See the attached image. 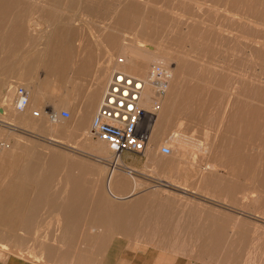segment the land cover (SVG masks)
Listing matches in <instances>:
<instances>
[{"label": "rangeland", "instance_id": "1", "mask_svg": "<svg viewBox=\"0 0 264 264\" xmlns=\"http://www.w3.org/2000/svg\"><path fill=\"white\" fill-rule=\"evenodd\" d=\"M86 1L87 0H0L1 14L5 13L8 16H22V22L25 26L28 19L34 20L35 22L41 24L40 28L37 29L30 26L31 28L26 31V34L21 35L23 36L22 38L24 47L21 46L14 49H7L2 47L0 48V102H3L2 104L0 103V106L3 105L2 107L6 109L7 107H9L7 109V114L9 113V115L15 113L14 106H12L15 102V96H12L13 98L11 97L14 102L11 99L9 100L8 97H5L8 100H5L4 98L5 93L9 96V93L12 92L11 91L7 93L8 87L11 85L12 87H15V90L18 87H21L24 90L26 87H31V89H33V93H30L29 95L30 101L28 99L29 117L31 111L40 112V108L41 110L44 109V111L48 112L49 109L45 108V106L48 104L53 105L57 102L64 104L62 105L64 107L61 106V108L59 107L56 109L57 114H59L62 109L68 111L70 114V117L68 119H61L63 122L60 121V123L58 124L57 128L62 131L60 132V137L68 140V142H66L67 140H61L60 143H53V141L49 140V133L47 132H40L31 135L28 132L26 133V131L22 130L21 128L11 130L14 129L12 126H8L0 122V150L3 149V151H0V184H2V182H5V184L10 183L9 178L12 175H15L24 166H35L37 168L36 170H38L39 168V172H45V168H47V166H56L59 168L58 172L56 171L53 174L52 180L50 179V181L48 182L50 192L46 191L45 193H48L47 195H43V193H40L42 195H39V192L35 193L33 190V182L27 183L22 180H14L13 183L16 186L15 190L5 193L4 197L8 201H12L14 203L20 202L22 203V206H14L13 208L6 210L3 214L0 213V232H3L6 235L5 239L7 242L9 241L8 243L11 247L9 248V251H0V261L9 256H13L34 264H74L76 257L79 258L83 255H91V250L95 247L92 242L102 235L101 229H95L94 232L91 231L92 227L96 228L93 223L84 222L86 219H90L91 213L86 212L80 215V219L82 220V222L77 224L75 229L72 230L73 237L68 239L69 241L66 239H61L60 237L61 229H59V226L61 227V225L63 224L57 222V212L55 210H49V208L45 204V206H38V211L35 214L36 219L30 221L28 228L21 227V219L23 218V216H27L26 212L29 209L30 201H35L34 199L39 196H42L41 198L45 196L48 197L51 195L50 193L54 192L55 194L52 195L55 196L57 201H60L59 189L63 187L61 186V184L64 185L63 181L60 179L61 176L59 175L62 173L61 169L64 168L62 160L70 162L80 160L87 163L96 164L95 159H91L93 157L89 156L86 151L78 148L77 146L76 148L79 149L78 151L72 150L68 146L69 144H71L72 146L78 144L81 145V143L83 142L81 137H78L76 134V128L79 125V121L81 120L80 115L78 113L70 112V108L77 106L79 104V100L76 95L66 93L62 98L63 100L61 102L59 101L60 89L66 90L67 87L65 84L63 87H61L60 77L62 76L65 78L67 76H70L69 74H71V69L78 66L79 64H88L95 70V79L97 80L102 66H106L110 70V68L114 65L113 63L122 59L121 55H119L118 53L117 48L118 42L120 40H124L123 43L125 44H133V42L138 40L136 41L138 43L140 41H144L145 43L148 41L152 42L153 44L159 43L161 41L160 44H162L163 46L166 45L167 48L170 47V49L181 53L182 55L186 56L187 60L192 58L188 60L189 67H191V73H189L188 76L185 75V80L183 82L184 84L180 88V92H178L177 94V98L173 104V108H171L172 114H169V116L171 117L169 118V126L166 129L165 136L162 141V146L168 147L165 144L169 143L168 141L171 133L176 130L179 131V133L186 135L187 137L191 136L190 138H192L193 140L198 139L199 142L202 143L204 142V139H202L204 138L203 133L208 132V143L210 144V148L212 151V154L208 157V161L218 162L217 170L222 175V177L224 176L226 184L228 186L230 185V187L232 186V190L229 189L226 191H222L221 193L208 191L210 194L208 192V194H204V186L197 183L199 179L194 173H188L186 175V179L172 177L171 179L178 183L182 182V184H187L188 189L190 190L197 189L196 194H189L188 196H185L183 194H180V196L178 192L173 191L175 192V194H173L174 199H170L171 203L167 202L175 206L179 203V200L177 198L182 197V201L185 202V197H187L188 200H186V202H189L190 205L186 209L195 211L193 214L183 213L182 211L184 207L180 206V214H178V216L181 222L179 220V225H189L190 228L187 230L196 233L197 241L209 240L207 235L208 233L206 232H215L217 234L220 233L221 238L216 240V243L211 244L128 245L127 248L132 251H135L137 249H151L159 254H169L172 258H187L201 264H246V262L244 261L247 260V262L250 263L253 261H250L251 258H255V262L253 261L252 264H264V221L253 217V214H257L259 217L261 216L263 218L264 206L254 205L253 203L251 204V200L250 198H248L251 196H256L258 198L264 199V51L260 52V50L258 49L254 50L253 48L248 46V43H244L248 36H250V38L253 37L252 39H255L258 42H263L264 33L262 31L256 30L255 28L253 29L252 27L248 28V26L244 23L237 22L238 18L246 17L245 19L251 20L253 22L255 21L256 24L264 23V0H227V2L226 0H184L185 2H183V0H177V2L176 0H110L111 2L109 0H106V2L105 0H93L94 2L92 0H89L87 2ZM92 3H94V5ZM147 3L152 5H148ZM194 3H204V7L202 6L200 8L201 10H197L195 9L196 6L194 5ZM260 3L263 5H261ZM145 4L147 6H145ZM144 7L146 8V11ZM88 8H90L92 12ZM221 10L223 12H221ZM103 11L106 13L108 12L109 15L107 16V14L103 13ZM216 12L217 15L214 14ZM170 13H174L175 15ZM233 18L235 21H233ZM187 19L190 22H188ZM201 25L205 26L202 27ZM184 26L187 29H185ZM221 27L224 29V31H222L223 29H221ZM241 27L243 30L241 29ZM137 28L139 30H137ZM183 28L187 32H185ZM45 29L47 31H45ZM218 30H221L222 33L220 31L219 33H217ZM223 32L227 33L224 34ZM228 32L230 33V36ZM231 32H233V34H231ZM234 32L237 33L235 34ZM120 33L124 35H121ZM240 34L243 38V35L247 34V37L243 39L239 36ZM42 36H44V39ZM235 36L237 40L239 39V41L236 40ZM259 39H261V41ZM41 40H43V42L45 41L46 43H41ZM47 42L50 44H48ZM37 43H40L41 46H39L40 44L36 45ZM152 43L149 44L153 45ZM234 43L235 46L233 45ZM142 44L139 43L138 45ZM238 44H240V47ZM35 50H37V52L39 51L38 53H40V50L42 51L40 54H36ZM256 51L259 54H257ZM233 52H235L234 55ZM240 52L241 54H239ZM41 56L43 58H41ZM255 59H257V61ZM210 63L212 64V67ZM205 64L208 66H206ZM22 66L24 67L23 69ZM150 67L151 65L147 67V70L150 69ZM167 67L169 69H172L174 66L169 63ZM198 67L200 68V70L198 69ZM213 67L215 69H213ZM249 71H251V73ZM205 72L206 74H204ZM23 74L25 75L22 77ZM238 75L241 76L239 77ZM255 78H260V83L263 82L261 84L256 83L258 85H261L258 89L257 86L253 87L252 84H250L251 79L253 81V79ZM35 83L37 87L35 86ZM235 83L238 84V86ZM234 85L236 86V88ZM2 88L6 91L2 90ZM219 88L221 89L220 91L218 90ZM227 88L229 91L225 90ZM234 89L235 91H237L234 92ZM238 89L240 90V93ZM214 90H217L219 92H215ZM231 93L234 94V96ZM235 94H238L240 97H238V95L236 96ZM203 97L206 98L204 99ZM206 99L207 102H205ZM51 100H54L56 102ZM6 101H8L10 103V106L12 107L8 106L9 103ZM227 105L228 107H225ZM0 112L2 113V115L4 114L1 108ZM7 114H5V116H7ZM222 115L224 117H222ZM34 118L39 119L38 117ZM170 119L172 121H170ZM181 121L183 123H181ZM90 124L91 122L88 124L87 130H89ZM178 126L179 128H177ZM9 132L10 134H8ZM214 135H217L216 141L213 139ZM25 143L27 144V146ZM160 148L161 147H159V149ZM255 149H257V151ZM13 150L14 152L10 155ZM33 151L36 153H34ZM54 153L58 155L59 158H62L60 159V163L47 164L49 162L48 158L51 156V154ZM7 156L11 157L8 158ZM121 156L125 160L126 164L129 167L135 168L137 172L149 175L152 171V168L156 170V175H151L153 178H148L147 176L141 175V181L144 183L149 182L150 186L155 185V183L150 182L149 180H154L157 175H169L161 174L162 168L168 167V165L173 162L172 158H164L159 154V151H157L155 152V154L153 153L151 159H149V163H147L148 168L143 169V165L145 162L144 153L141 155L124 153ZM173 156L174 155H172V157ZM65 157L66 159H64ZM187 159L188 161L190 160L189 157ZM260 161L262 162V164ZM240 163H242V165ZM256 163H258L259 166H256ZM219 168L223 170H219ZM69 170L73 172V174L78 173V171L75 169L70 168ZM253 178L254 180H251ZM58 179H60V181ZM232 179H234V182L232 181ZM83 180V187L89 189L88 193L95 194L96 191L94 189H99V194H102V192L100 191V186L98 184V182L100 181H93L92 176H84ZM165 180L167 181L168 179ZM185 180L187 182H185ZM40 183L45 182L41 180ZM255 183H257V186ZM85 184H87L89 187H87ZM245 184L248 186H246ZM236 185L239 188L235 187ZM260 185L262 187H260ZM171 188L176 189L172 186ZM91 189H93V191ZM253 191L256 195L254 193H251ZM243 194H246V196H243ZM201 196H208V199L202 198ZM101 197L105 200L106 203H113V201H111V199L106 195H101L100 198ZM243 197L245 199H243ZM48 198L50 199V197ZM92 200H94L93 197ZM223 202L224 204L222 205ZM247 202L249 203V205L246 204ZM217 206H222L223 209L220 208L219 210ZM111 207H113V205H111ZM241 211H244L246 214L242 213ZM181 212L183 216H181ZM2 215L3 217H5L4 222H2ZM237 216L239 217L237 218ZM232 222H234V224ZM236 222L237 224L235 225ZM210 225L212 227H210ZM85 229L87 232L85 231ZM230 229H234L233 232L230 231ZM183 231L184 229L181 228L180 232ZM204 233H206L205 237H203ZM2 239L3 238H0V240ZM18 248L20 249L19 252ZM175 248L176 250H174ZM41 250H44V253H42L43 251ZM103 250H101L100 253H97L95 258L99 257V255L103 253ZM253 254L256 255L254 256ZM256 258H259V260H256Z\"/></svg>", "mask_w": 264, "mask_h": 264}, {"label": "bare ground", "instance_id": "2", "mask_svg": "<svg viewBox=\"0 0 264 264\" xmlns=\"http://www.w3.org/2000/svg\"><path fill=\"white\" fill-rule=\"evenodd\" d=\"M81 1V0H80ZM89 1V0H87ZM86 1V2H87ZM93 1V0H92ZM110 1V0H109ZM136 1V0H135ZM195 1V0H194ZM72 2V1H71ZM94 2V1H93ZM102 2V1H101ZM106 2V0H105ZM111 2V1H110ZM117 2V1H116ZM138 2V1H137ZM177 2V0H176ZM183 2H185L183 0ZM199 2V1H197ZM227 2V0H226ZM9 3V2H8ZM11 3V2H10ZM99 3V2H98ZM126 3V2H125ZM205 3V2H204ZM204 3H194V5L196 6L195 9H200ZM94 5V3H92ZM97 4V2H96ZM117 4V3H116ZM119 4V3H118ZM124 4V3H123ZM143 4V3H142ZM148 4V3H147ZM227 4V3H226ZM261 4V3H260ZM102 5V3H101ZM148 5H152V4H148ZM209 5V4H208ZM263 5V4H261ZM7 6V5H6ZM11 6V5H10ZM100 6V5H99ZM110 6V5H109ZM113 6V5H112ZM145 6H147L145 4ZM242 6V5H240ZM9 7V6H8ZM7 7V8H8ZM12 7V6H11ZM24 7V6H23ZM88 7V5H87ZM115 7V6H114ZM113 7V8H114ZM123 7V6H122ZM153 7V6H151ZM204 7V6H203ZM14 8H15V5H14ZM93 8V7H92ZM96 8V7H95ZM155 8V7H154ZM6 9V8H5ZM9 9V8H8ZM17 9V8H16ZM19 9V8H18ZM90 9V8H88ZM101 9V8H100ZM112 9V7H111ZM110 9V10H111ZM116 9V8H115ZM145 11H146V8L144 7ZM203 9V8H202ZM209 9V8H208ZM238 9V8H237ZM251 9V8H250ZM261 9V8H260ZM58 10V9H57ZM86 10V8H85ZM91 10V9H90ZM98 10V8H97ZM108 10V9H107ZM106 10V11H107ZM119 10V9H118ZM201 10V9H200ZM217 10V9H216ZM244 10V9H243ZM256 10V8H255ZM16 11V10H15ZM13 11V12H15ZM25 11V10H24ZM27 11V9H26ZM95 11V10H93ZM102 11V10H101ZM100 11V12H101ZM114 11V10H113ZM251 11V10H249ZM12 12V13H13ZM32 12V11H31ZM58 12V11H57ZM56 12V13H57ZM88 12V10H87ZM92 12V10H91ZM144 12V11H143ZM221 12H223L221 10ZM225 12V10H224ZM227 12V11H226ZM10 13V12H9ZM26 13V12H25ZM90 13V12H89ZM103 13H106L103 11ZM110 13V12H109ZM117 13V11H116ZM115 13V14H116ZM146 13V12H145ZM246 13V12H244ZM107 16L109 15L108 12L106 13ZM170 14H174V13H170ZM217 15V12L214 13ZM230 14V13H229ZM228 14V16H229ZM243 14V12H242ZM12 15V14H11ZM20 15V14H19ZM31 15V14H30ZM175 15V14H174ZM226 15V14H225ZM236 15V14H235ZM25 16V15H24ZM207 16V15H206ZM232 16V15H231ZM243 16V15H242ZM255 16V15H254ZM30 17V16H28ZM27 17V19H28ZM131 17V16H130ZM176 17V16H175ZM179 17V16H178ZM22 16H8L7 14L5 13H0V48H16V47H21L23 46L24 47V43H23V36L21 35H24L26 34V31H28V29H30L31 27H35V29L37 28H40V23L38 22H35L34 20H31V19H28L27 21V24L26 26L24 25V23L22 22ZM113 18V16H112ZM235 18V17H234ZM233 18V21H235ZM246 18V17H245ZM245 18H238L237 22H240V23H244L245 25L249 27H252L253 29L255 28L256 30L258 31H262L264 33V23H261V24H256L255 21H251V20H248V19H245ZM236 19V18H235ZM142 20V19H141ZM173 20V19H172ZM175 20V19H174ZM188 20V19H187ZM191 20V19H190ZM198 20V19H197ZM217 20V19H216ZM196 21V20H195ZM227 21V20H226ZM112 22V21H111ZM134 22V21H133ZM188 22H190L188 20ZM187 22V23H188ZM192 22V21H191ZM197 22V21H196ZM183 23V22H181ZM193 23V22H192ZM195 23V22H194ZM222 23V22H221ZM225 23V22H224ZM231 23V22H230ZM229 23V24H230ZM67 24V23H66ZM171 24V23H170ZM196 24V23H195ZM206 24V23H205ZM214 24V23H213ZM186 25V23H185ZM207 25V24H206ZM210 25V24H209ZM31 26V27H30ZM44 26V25H43ZM56 26V25H55ZM60 26V25H59ZM62 26V25H61ZM108 26V25H107ZM141 26V24H140ZM202 27H204L203 25H201ZM216 26V25H215ZM220 26V24H219ZM241 26V24H240ZM72 27V26H71ZM89 27V26H88ZM168 27V26H167ZM183 27V26H182ZM210 27V26H209ZM54 28V26H53ZM57 28V27H56ZM185 28V26H184ZM183 28V29H184ZM192 28V27H190ZM213 28H214V25H213ZM218 28V27H217ZM215 28V29H217ZM220 28V27H219ZM227 28V27H226ZM225 28V29H226ZM239 28V27H238ZM244 28V27H243ZM48 29V28H46ZM45 29V31H47ZM52 29V28H51ZM156 29V27H155ZM167 29V28H166ZM187 29V28H185ZM184 29V30H185ZM221 29H223L221 27ZM233 29V28H232ZM242 29V27H241ZM40 30V29H39ZM53 30V29H52ZM90 30V29H89ZM111 30V29H110ZM137 30H139L137 28ZM178 30V29H177ZM208 30V29H207ZM214 30V29H213ZM238 30V29H237ZM243 30V29H242ZM255 30V31H256ZM54 31V30H53ZM70 31V30H69ZM142 31V30H141ZM206 31V30H205ZM217 31V30H216ZM219 31L221 32V30H218L217 33H219ZM224 31V29L222 30ZM227 31V30H225ZM136 32V31H135ZM138 32V31H137ZM173 32V31H172ZM185 32H187L185 30ZM203 32V30H202ZM241 32V31H240ZM69 33V32H68ZM174 33V32H173ZM182 33V32H181ZM201 33V32H199ZM206 33V32H204ZM222 33V32H221ZM224 33V32H223ZM227 33V32H226ZM224 33V34H226ZM235 34L237 32H234ZM239 33V32H238ZM247 33V32H246ZM250 33V32H249ZM257 33V32H256ZM54 34V32H53ZM121 35H124L122 33H120ZM171 34V33H170ZM197 34V33H196ZM229 36H230V33L228 32ZM231 34H233V32H231ZM47 35V33H46ZM50 35V34H49ZM156 35V34H155ZM200 35V34H199ZM223 35V34H222ZM247 35V34H246ZM246 35H243L244 38L247 37ZM95 36V35H94ZM202 36V35H201ZM200 36V37H201ZM217 36V35H216ZM233 36V35H232ZM237 36V35H236ZM235 36V38H236ZM241 38L242 35L240 34L239 35ZM43 39H44V36H42ZM49 37V36H48ZM99 37V36H98ZM228 37V36H227ZM238 37V36H237ZM250 38V36H248ZM246 39V41H244V43H248V46L253 48L254 50L255 49H258L261 51H264V41L263 42H258L256 41L255 39H252V38H248ZM125 38V37H124ZM123 38V39H124ZM154 38V37H153ZM220 38V37H219ZM243 38V39H244ZM48 39V38H46ZM51 39H52V36H51ZM122 39V40H123ZM155 39V38H154ZM199 39V38H198ZM232 39V38H231ZM237 40V38H236ZM261 41V39H259ZM263 40V39H262ZM25 41V40H24ZM138 41V40H136ZM133 42V44H125L123 43V41H119L118 42V45H117V48H118V53L119 55H121L122 59H121V62L119 63V61H116L115 63H113V67L110 68V70L106 67V66H102V69L100 70L101 72L99 73V76L96 80V84L97 86H101L102 90L104 91V88L106 86V83L110 77V74L111 72H114V71H120L122 73H125V74H128V75H131V76H135V77H140L144 80L148 79V74H149V69L147 70V67H149V65L152 66L155 65V64H159V65H162V66H165L167 67L169 65V63L171 65H173L174 67L171 69V79L170 81L168 82L167 84V87H166V90H165V93L163 94L162 97L160 98H156L154 99V92H153V88L147 84L144 89H143V94H142V100L140 102V106L141 108H143L145 111L147 112H152L154 113V123H153V128H152V131H151V134H150V138H149V143H148V146L146 147L145 151L143 152L144 153V158H145V162H144V165H143V169H147L148 168V165L147 163H149V159H151L153 153L155 154V152L159 151V154H160V149L159 147H162V141H163V138L165 136V132H166V129L167 127L169 126V118L171 116H169V114L171 113V108H173V104L177 98V94L178 92H180V88L182 87V85L184 84V80H185V75L188 76L189 73H191V67H189V64H188V60L192 59H188L186 58V56L182 55L181 53L177 52V51H174L172 49L167 48L166 45L163 46L161 43V41L159 43H156V44H153L152 42H141L140 40V44H145V45H138L139 43L138 42ZM239 41V39L237 40ZM243 41V40H242ZM45 42V41H44ZM43 42V40H41V43L45 44ZM49 42V41H48ZM47 42V43H48ZM100 42V41H99ZM163 42V41H162ZM235 42V41H234ZM26 43V42H25ZM31 43V42H30ZM33 43V42H32ZM149 43H152L153 45L149 44ZM233 43V42H232ZM35 44V43H34ZM40 43H37L36 45H39ZM50 44V43H48ZM197 44V43H196ZM229 44V43H228ZM235 46V43L233 44ZM239 47H240V44H238ZM246 45V44H245ZM41 46V44L39 45ZM43 46V45H42ZM45 46V45H44ZM47 46V45H46ZM96 46V45H95ZM237 46V45H236ZM37 47V46H36ZM35 47V48H36ZM40 48V47H39ZM50 48V47H48ZM173 48V47H172ZM175 48V47H174ZM235 48V47H234ZM243 48V46H242ZM248 48V47H247ZM6 49V50H7ZM37 49V48H36ZM41 49V48H40ZM43 49V48H42ZM47 49V48H46ZM45 49V50H46ZM252 49V50H253ZM5 50V51H6ZM16 50V49H15ZM39 50V49H38ZM198 50V49H197ZM36 51V54L39 52ZM42 50H40V53H41ZM242 51V50H241ZM244 51V50H243ZM247 51V50H246ZM7 52V51H6ZM184 52V51H183ZM226 52V51H225ZM251 52V51H249ZM257 52V51H256ZM10 53V52H9ZM38 53V54H40ZM195 53V52H194ZM235 52H233V55H234ZM46 54V53H45ZM230 54V53H229ZM241 54V52L239 53ZM244 54V53H243ZM255 54V53H254ZM257 54H259L257 52ZM200 55V54H199ZM232 55V56H233ZM238 55V54H237ZM240 56V55H239ZM257 56V55H256ZM251 57V55H250ZM253 57V56H252ZM13 58V57H12ZM38 58V57H37ZM41 58H43L41 56ZM112 58V57H111ZM10 59V58H9ZM54 59V58H53ZM108 59V58H107ZM117 59H118V55H117ZM215 59V58H214ZM43 60V59H42ZM97 60V59H96ZM113 60V59H112ZM195 60V59H194ZM193 60V61H194ZM216 60V59H215ZM257 61V59H255ZM264 60V59H263ZM115 61V60H114ZM196 61V60H195ZM194 61V62H195ZM212 61V60H211ZM3 62H6V61H3ZM96 62V61H95ZM197 62V61H196ZM214 62V61H213ZM233 62V61H232ZM244 62V61H243ZM247 62V61H246ZM253 62V61H252ZM263 62V61H262ZM2 63V62H1ZM44 63V61H43ZM42 63V64H43ZM108 63V62H107ZM198 63V62H197ZM200 63V62H199ZM11 64V63H10ZM22 64V63H21ZM29 64V63H28ZM204 64V63H202ZM200 64V65H202ZM211 64V63H210ZM244 64V63H242ZM255 64V63H254ZM7 65V63H6ZM206 65V64H205ZM231 65V64H230ZM256 65V64H255ZM12 66V65H11ZM24 66V65H23ZM22 66V69L24 68ZM43 66V65H42ZM71 66V65H70ZM204 66V65H203ZM202 66V67H203ZM208 66V65H206ZM234 66V65H233ZM257 66V65H256ZM211 67H212V64H211ZM210 67V68H211ZM215 67V66H214ZM213 67V69H215ZM4 68V67H3ZM2 68V69H3ZM19 68V67H18ZM26 68V67H25ZM247 68V67H246ZM27 69V68H26ZM38 69V68H37ZM198 69L200 70V68L198 67ZM242 69V68H241ZM240 69V70H241ZM220 70V69H219ZM222 70V69H221ZM203 71V70H201ZM207 71V70H206ZM263 71V69H262ZM199 72V71H198ZM209 72V71H208ZM207 72V73H208ZM225 72V71H223ZM240 72V71H239ZM251 73V71H249ZM254 72V71H252ZM36 73V72H35ZM197 73V71H196ZM211 73H212V70H211ZM220 73V72H219ZM229 73V72H227ZM248 73V72H247ZM261 73V72H260ZM263 73V72H262ZM206 74V72L204 73ZM231 74V73H230ZM239 74V73H238ZM245 74V72H244ZM255 74V73H254ZM259 74V73H258ZM264 74V73H263ZM262 74V75H263ZM25 74L22 75V77L24 76ZM32 75V74H31ZM71 75V74H70ZM242 75V74H241ZM240 75V76H241ZM6 76V75H5ZM34 76V75H33ZM213 76V75H212ZM211 76V77H212ZM219 76V75H218ZM235 76V75H234ZM239 76V75H238ZM237 76V77H238ZM239 76V77H240ZM221 77H222V74H221ZM220 77V79H221ZM243 77V76H242ZM252 77V76H251ZM254 77V76H253ZM260 77V76H259ZM32 78V77H31ZM264 78V77H263ZM16 79V78H15ZM196 79V78H195ZM246 79V78H245ZM22 80V79H21ZM35 80V79H34ZM207 80V79H206ZM210 80V79H209ZM231 80V79H230ZM229 80V82H230ZM11 81V80H10ZM29 81V80H28ZM220 81V80H218ZM241 81V79H240ZM248 81V80H247ZM254 81V83H253ZM251 79V83L253 87H256L257 86V89L259 88V86H261L260 84L263 83L261 82L260 83V78L258 79ZM4 82V81H3ZM8 82V81H7ZM21 82V81H20ZM79 82V81H78ZM228 82V81H227ZM238 83V82H237ZM256 83H260L259 85L256 84ZM20 84V83H19ZM210 84H214V83H210ZM209 84V86H210ZM227 84V83H226ZM225 84V85H226ZM231 84V83H230ZM236 84V83H235ZM239 84V83H238ZM238 84H236L238 86ZM244 84V82H243ZM7 85V84H5ZM10 85V83H9ZM199 85V84H198ZM33 86V85H32ZM35 86H36V83H35ZM222 86V85H221ZM228 86V85H227ZM230 86V85H229ZM235 86V85H234ZM37 87V86H36ZM198 87V86H197ZM5 88V87H4ZM27 88V89H26ZM25 88V91L27 92L28 94V99H29V95L30 93H33V89H31V87H26ZM209 88V87H208ZM218 88V87H217ZM229 88V87H228ZM225 89V90H228ZM236 88V86H235ZM15 90V87H12L11 85L8 87L7 89V93H9V96L5 93L4 95V98L8 97V99L10 100L11 97L15 96L14 95V90ZM240 89V88H239ZM238 89V90H239ZM245 89V88H244ZM1 90V89H0ZM2 90H5L2 88ZM36 90V89H35ZM90 90V89H89ZM219 91L221 90L220 88L218 89ZM224 90V91H225ZM256 90V89H255ZM6 91V90H5ZM196 91V90H195ZM215 91V90H214ZM217 91V90H216ZM215 91V92H216ZM217 91V92H219ZM229 91V90H228ZM233 91V90H231ZM237 91V90H236ZM235 89H234V92H236ZM40 92V91H39ZM88 92V91H87ZM197 92V91H196ZM42 93V92H41ZM205 93V91H204ZM228 93V92H227ZM233 93V92H232ZM231 93V94H232ZM239 93H240V90H239ZM248 93V92H247ZM255 93V91H254ZM94 94V93H93ZM196 94V93H195ZM220 94V93H219ZM1 95V94H0ZM230 95V94H229ZM234 96V94H232ZM231 95V96H232ZM236 95V94H235ZM238 95V94H237ZM236 95V96H237ZM250 95V94H249ZM33 96V95H32ZM36 96V95H35ZM1 97V96H0ZM12 97V98H13ZM198 97V95H197ZM238 97H240L238 95ZM5 100H8L6 99ZM16 98V97H15ZM85 98V96H84ZM94 98V97H93ZM204 99L206 97H203ZM231 98V97H230ZM196 99V98H195ZM240 99V98H239ZM252 99V98H251ZM4 100V101H5ZM12 100V99H11ZM85 100V99H84ZM83 100V101H84ZM2 101V100H1ZM13 101V100H12ZM30 101V99H29ZM28 101V102H29ZM50 101V100H49ZM51 101H54V100H51ZM230 101V100H228ZM239 101V100H238ZM249 101V100H248ZM252 101V100H251ZM8 102V101H6ZM5 102V103H6ZM14 102V101H13ZM56 102V101H54ZM205 102H207V99L205 100ZM1 104L3 102H0ZM4 103V104H5ZM9 103V102H8ZM12 103V102H11ZM154 103H157V106H158V110L156 111L154 109ZM241 103V101H240ZM248 104V102H247ZM259 104V103H257ZM6 105V104H5ZM31 105V104H30ZM49 105V104H48ZM52 104H50L51 106ZM62 103H54L52 105V107L49 109L51 111L48 110V112L41 110L40 108V112L38 111V118L39 119H35L33 116V111H31L30 113V117H29V113H28V108L29 106L27 107V109L24 111V112H17L15 109V113L9 115V113L7 114V109L9 107L6 108H3L2 106H0L1 110L3 111V115L2 113L0 112V122L3 123V124H6L8 126H12L14 129H11V130H16L17 128H21L22 130L26 131V133H30L31 135L32 134H36V133H40V132H47L49 133V140L56 142V143H60L61 139L59 140V136H60V132H62L61 130H59L57 127H58V124L60 123L61 118H58V114H57V108L61 107ZM239 105V104H238ZM242 105H243V102H242ZM261 105V104H260ZM8 106H10V103L8 104ZM14 106V105H12ZM10 106V107H12ZM90 106V105H89ZM225 107H228L225 106ZM224 107V108H225ZM238 107V106H237ZM80 109V108H79ZM238 109V108H237ZM155 110V112H153ZM9 111V110H8ZM13 111V110H12ZM78 113L80 114V110H78ZM222 113V112H221ZM226 113V111H225ZM5 114H7V116H5ZM49 114L53 115L55 117V121H51L49 119ZM172 114V113H171ZM220 114V112H219ZM19 116V117H18ZM76 116V115H75ZM177 116V115H176ZM77 117V116H76ZM210 117V116H209ZM222 117H224L222 115ZM81 118V117H80ZM226 118V117H225ZM172 119V118H171ZM170 119V121H172ZM177 119V117H176ZM223 120V119H222ZM78 121V120H77ZM211 121V120H210ZM225 121V120H224ZM228 121V120H226ZM63 122V121H62ZM86 122V121H85ZM220 122V121H219ZM180 123V121H179ZM181 123H183L181 121ZM254 123V122H252ZM48 124V125H47ZM222 124V123H221ZM227 124V123H226ZM20 126V127H18ZM62 126V125H61ZM60 126V127H61ZM175 126V125H174ZM180 126V124H179ZM179 126L177 128H179ZM222 126V125H221ZM253 126V125H252ZM5 127V126H4ZM59 127V128H60ZM64 127V126H63ZM220 127V126H219ZM73 128V127H72ZM176 128V129H177ZM181 128H182V124H181ZM62 129V128H61ZM69 129V128H68ZM262 129V128H261ZM174 130V129H173ZM5 132V131H4ZM69 132V131H68ZM205 132V131H204ZM6 133V132H5ZM22 133V132H21ZM73 133V132H72ZM210 133V132H209ZM212 133V132H211ZM218 133V132H217ZM216 133V134H217ZM10 134V132L8 133ZM76 134L78 137H81V139L83 140V142L81 143V145H71L69 144L68 146L72 149V150H79L76 148V146L78 148H81L82 150L86 151V153H88L89 156L93 157L91 159H95V162L96 164H91V163H87V162H84V161H80V160H75V161H64L62 160L63 164H64V168H62V173L59 174L61 177L60 179L63 181L64 185L61 184V187L59 190V197H60V201H57L55 196L52 195V194H55L54 192L53 193H50L51 195L48 196L50 197V199L45 196L43 198H41L42 196H39L37 198H35L34 200L35 201H30V205H29V209L28 211L26 212L27 213V216H23V218L21 219V227L23 228H28L29 227V223L31 220H35L36 219V212L38 211L37 208L38 206L40 205H46L49 210L53 211L55 210L57 213H56V217L58 218L57 219V222L58 223H62L63 225H61V227L59 226V229H61V239H66L68 240L69 236L72 238V230H70V226L71 227H74L75 224H77L78 222H82V220L80 219V215L81 214H84V213H73L71 211L73 210H85V208H89L91 205L92 207V204L94 205H99V206H102L103 205V202H105V200L101 197L98 198V201L96 202H90L89 203V196L90 194L87 196L86 194H88V190L89 189H86L85 187L83 186H80L79 183L80 182H77V181H73V178H76L75 175L73 174V172H71L69 169L72 168V169H75L78 171V173L76 174H82V173H92V174H95L98 178H106V181H103L101 182H98L99 186H100V191L102 192L101 195H106L108 197H111V194H118L119 193V189H126V188H132V189H143V188H146V187H151L153 188L154 190H156V194H162L163 196H167V197H163V199H174V196L173 194H175V192L173 191H176L180 194H183L185 196H188L189 194H196L197 192V189H188V186L187 184H182V182L178 183L176 181H174L173 179H171L172 177L174 178H183V179H186L187 178V174L192 172L194 173L195 175H197L198 177V181L197 183L198 184H201L204 186V194H208L209 192L208 191H214V192H218V193H221L222 191H226V190H229L231 189L230 185L228 186L224 180V176L222 177V175L219 173V171L217 170L218 169V162L216 161H213V162H210L208 161V157L212 154V151H211V148H210V144L208 143V132H205L203 133L204 135V142H199V140L197 141H194L192 138L190 137H187L186 135L184 134H181L179 133V131H174L171 133L170 137H169V143L165 144L169 147L170 149V154L167 155V156H163L164 158L165 157H169V158H172V163L168 165V167H165V168H162V172L161 174H169V175H157L154 180H149L150 182H153L155 183V185H152L150 186L149 185V182L148 183H144L141 181V175L143 176H147L148 178H153L151 175L155 174L156 175V170L154 168H152V171L149 175H146V174H143L141 172H137V170H135V168H132V167H129L128 165H126L124 163V161L119 158L117 160L113 159V152L111 150V148L109 146H107L106 144L100 142V141H93L95 139H93L89 133V130H87V128L85 129V126L83 125L82 123V118L81 120L79 121V125L77 126L76 128ZM170 134V133H169ZM259 134V133H258ZM69 135V134H68ZM194 135V134H193ZM76 136V137H77ZM217 135H214L213 139L216 141ZM8 137V136H7ZM22 138V137H21ZM62 138V137H60ZM69 139V138H68ZM67 140V139H66ZM65 140V141H66ZM6 141V140H5ZM71 141V140H70ZM201 141V140H200ZM63 142V141H62ZM68 142V140L66 141ZM18 143V142H16ZM65 143V142H64ZM70 143V142H69ZM7 144V143H6ZM20 144V143H19ZM26 144V143H25ZM68 144V143H67ZM151 144V146H150ZM18 145V144H16ZM213 145V144H212ZM8 146V145H6ZM25 146V145H24ZM27 146V144H26ZM64 147V146H63ZM212 147V146H211ZM5 148V147H3ZM7 148V147H6ZM16 148V147H15ZM65 148V147H64ZM69 148V149H70ZM231 148V147H230ZM34 149V148H33ZM159 149V150H157ZM3 151V149H1ZM0 150V151H1ZM36 150V149H35ZM70 150V151H72ZM156 150V151H155ZM244 150V149H243ZM253 150V149H252ZM257 151V149H255ZM26 151V150H25ZM57 151V150H56ZM14 152V150L10 153V155ZM34 152V151H33ZM32 152V153H33ZM48 152V151H47ZM22 153V152H21ZM36 153V152H34ZM33 153V154H34ZM46 153V152H45ZM83 153V152H82ZM142 153V154H143ZM234 153V152H233ZM69 154V153H68ZM262 154V152H261ZM172 155H174L172 157ZM39 156V155H38ZM67 156V155H66ZM160 156V157H161ZM8 158H10L11 156H7ZM74 157V155H73ZM189 157V161H188V158ZM33 158V156H32ZM39 158V157H38ZM71 158V157H70ZM158 158V157H156ZM49 159V164H57V163H60V159L62 158H59L58 155H56L55 153L54 154H51V156L48 158ZM66 159V157L64 158ZM76 159V158H75ZM82 159V158H81ZM155 159V158H154ZM261 159V157H260ZM259 159V160H260ZM68 160V159H67ZM134 160V159H133ZM153 160V159H152ZM168 160V159H167ZM258 160V162H259ZM136 161V160H135ZM158 161V160H157ZM156 161V163H157ZM47 162V161H46ZM90 162V161H89ZM137 162V161H136ZM261 162V161H260ZM29 163V162H28ZM242 165V163H240ZM262 164V162H261ZM259 166L258 163H256V166ZM161 166V165H159ZM244 166V165H243ZM45 167V166H43ZM154 167V166H152ZM164 167V166H163ZM258 168V167H257ZM256 168V170H257ZM261 168V167H260ZM259 168V169H260ZM37 168L35 166H24L20 169V171H18L15 175H12L9 179H10V183L8 184H5V182L2 184H0V213H4L6 210L8 209H11L13 208L14 206L15 207H20L22 206V203H18V202H10L8 201L4 195L6 192H10L12 190H15V185L13 183L14 180L16 181H24V182H33V190L35 193L39 192L38 194L39 195H42L40 193H43L46 194L45 192L46 191H49L50 190V187H48V182L50 181V179L52 180V176L53 174L58 170L59 168L56 167V166H47L46 171L45 172H39V168L38 170H36ZM151 169V168H150ZM219 170H223L221 168H219ZM41 171V170H40ZM147 171V170H146ZM160 171V170H159ZM226 171V170H225ZM224 171V172H225ZM261 171V170H260ZM255 173V172H254ZM253 173V174H254ZM173 174V175H172ZM181 175H184V176H181ZM192 175V174H191ZM256 175V174H255ZM260 176V175H259ZM195 177V178H197ZM226 177V176H225ZM253 177V176H252ZM258 177V176H257ZM118 178H120V182L117 180ZM191 178V177H190ZM227 178V177H226ZM255 178V176H254ZM251 179V180H254ZM43 180V182L45 183H40L41 180ZM54 179H55V176H54ZM60 179H58L60 181ZM165 179H168L167 181ZM179 179V180H180ZM189 179V178H188ZM145 180V179H144ZM190 180V179H189ZM231 180V179H229ZM234 179H232L233 181ZM258 180V179H257ZM56 181H57V178H56ZM58 181V182H59ZM196 181V180H195ZM242 181V180H241ZM184 182V181H183ZM185 182H187L185 180ZM228 182V181H227ZM230 182V181H229ZM234 182V181H233ZM251 182H254V181H251ZM62 183V182H61ZM238 183V182H236ZM248 183V182H247ZM259 183V182H258ZM81 184H83V182H81ZM101 184V185H100ZM241 184V183H240ZM256 186H257V183H255ZM254 184V185H255ZM51 185V184H50ZM246 185V184H245ZM54 186V185H53ZM172 187H175L176 189H173L171 188ZM198 186V185H197ZM244 186V185H243ZM248 186V185H246ZM259 186V185H258ZM57 187V186H56ZM55 187V188H56ZM59 187V185H58ZM57 187V188H58ZM235 187H238L237 185ZM234 187V188H235ZM260 187H262L260 185ZM52 188V187H51ZM239 188V187H238ZM247 188V187H246ZM259 188V187H258ZM19 189V188H18ZM96 192H98L99 189H94ZM194 190V191H193ZM232 190V189H231ZM43 191V192H42ZM50 192V191H49ZM56 192V191H55ZM208 192V193H207ZM19 193V192H18ZM251 193H254L251 192ZM22 194V193H21ZM48 194V193H47ZM46 194V195H47ZM58 194V193H57ZM210 194V193H209ZM255 194V193H254ZM87 197H85V196ZM248 195V194H247ZM256 195V194H255ZM181 196V195H180ZM243 196H246V194ZM47 197V198H46ZM54 197V198H53ZM191 197V196H190ZM202 198H205V199H208L206 196H201ZM248 197V196H247ZM260 197V196H259ZM194 198V197H193ZM250 198L251 200V204L253 203L254 205H260V206H264V199L262 198H258L256 196H251V197H248ZM152 199H154V197H148V200L152 202ZM179 200V203L176 205L178 208H180V206L186 208V206L190 205L189 202H186L187 197H185V202H183L182 200V197L180 198H177ZM176 199V200H177ZM195 199V198H194ZM234 199V198H233ZM243 199H245L243 197ZM227 200V198H226ZM174 201V200H173ZM202 201V200H201ZM210 201V200H209ZM225 201V200H224ZM165 202V201H164ZM147 203V202H146ZM171 203V202H170ZM232 203V202H231ZM160 204V203H159ZM164 204H167V203H164ZM163 204V206H164ZM169 204V203H168ZM208 204V203H207ZM220 204V203H219ZM224 204V202L222 203V205ZM246 204L249 205V203L247 202ZM44 205V206H45ZM221 205V204H220ZM162 206V205H161ZM209 206V205H208ZM174 207V206H173ZM181 207V208H182ZM197 207V206H196ZM220 210V208L223 209L222 206H217ZM42 208V207H41ZM175 208V207H174ZM202 208V207H201ZM245 208V207H244ZM251 208V207H250ZM227 209V208H226ZM231 209V208H230ZM249 209V208H248ZM45 210V209H44ZM43 210V211H44ZM63 210H69L68 213L64 212ZM180 210V209H179ZM182 210V209H181ZM184 210V209H183ZM216 210V209H215ZM218 210V211H219ZM232 210V209H231ZM252 210V209H251ZM221 211H224V210H221ZM261 211V210H260ZM229 212V211H228ZM239 212V211H238ZM242 213H245L244 211H241ZM211 213V212H210ZM219 213V212H218ZM221 213V212H220ZM227 213V212H226ZM257 213V212H256ZM259 213V212H258ZM180 214V213H179ZM246 214V213H245ZM212 215V214H211ZM218 215V214H217ZM241 215H244V214H241ZM240 215V216H241ZM83 216V215H82ZM181 216H183L182 212H181ZM180 216V217H181ZM202 216V215H201ZM3 218L2 222L5 221V217H3V215L1 216ZM84 217V216H83ZM196 217V216H195ZM216 217V216H215ZM239 216H237L238 218ZM252 217V216H251ZM253 217H256L258 219H261L264 221V217L262 218L261 216L259 217L257 214H253ZM82 218V217H81ZM213 218V217H212ZM255 218V219H256ZM182 219V218H181ZM84 220V219H83ZM180 219L178 218L177 221H179ZM98 223H99V227H103V226H106V223L108 222V220H100L98 219L97 220ZM207 221V220H206ZM231 221V220H229ZM235 221V220H234ZM255 221V220H254ZM35 222V221H34ZM85 222V221H84ZM181 222V220H180ZM237 222H238V219H237ZM237 222L235 223V225L237 224ZM245 222V221H244ZM243 222V223H244ZM234 224V222H232ZM240 223V222H239ZM84 224V223H83ZM196 225V224H195ZM215 225V224H214ZM234 225V226H235ZM198 226V225H197ZM239 226V225H238ZM87 227V226H86ZM207 227V226H206ZM210 227H212L210 225ZM230 227V226H229ZM20 228V227H19ZM238 228V227H236ZM75 229V227H74ZM31 230V228H30ZM70 230V231H69ZM234 230V229H233ZM232 229H230V231L233 232ZM264 230V229H263ZM86 231V229H85ZM209 231V230H208ZM240 231V230H239ZM237 231V232H239ZM87 232V231H86ZM93 232V230H92ZM102 232V231H101ZM100 232V233H101ZM231 232V233H232ZM81 233V232H80ZM84 233V232H83ZM91 233V232H90ZM208 233V239L206 242L211 244V243H216V240L220 239L221 236H220V233H212V232H206ZM229 233V231H228ZM103 234V232L101 233ZM225 235V234H224ZM84 236V235H83ZM102 236V235H101ZM105 236V234L103 235ZM103 236L102 238L99 239V241L97 243L100 242V240L103 239ZM231 236V235H230ZM6 235L3 233V232H0V238H3L2 240H0V251H3L4 250H8L9 251V248L10 245H9V241L7 242L6 239H5ZM81 237H82V234H81ZM229 238V237H228ZM234 238V237H233ZM236 238V236H235ZM82 240V239H81ZM229 240V239H228ZM231 240V239H230ZM69 241V240H68ZM103 241V240H102ZM12 243V242H11ZM221 243V242H220ZM232 243V242H231ZM27 244V243H26ZM103 244V243H102ZM25 245V244H24ZM23 245V246H24ZM99 246H101V244H97ZM231 245V244H230ZM19 246V245H18ZM22 246V245H21ZM20 246V247H21ZM228 246V245H227ZM25 247V246H24ZM28 247V245H27ZM22 248V247H21ZM102 248H103V245H102ZM13 249V247H12ZM19 249V248H18ZM17 249V250H18ZM45 249V248H44ZM211 249V248H210ZM209 249V250H210ZM256 249V248H255ZM20 251V249L18 250V252ZM43 251L42 253H44V250H41ZM255 251V250H254ZM17 252V253H18ZM28 252V250H27ZM26 253V252H25ZM49 253V252H48ZM52 253V252H51ZM20 254V253H19ZM29 254V253H28ZM43 255V254H42ZM254 256L256 254H253ZM259 256V255H258ZM2 257V256H1ZM38 257V256H37ZM41 257V255H40ZM252 257V256H251ZM249 258V256H248ZM39 259V258H38ZM252 259V258H251ZM255 259V258H254ZM250 260V258H249ZM248 260V261H249ZM253 260V259H252ZM250 260V261H252ZM258 260V259H257ZM254 261V260H253ZM252 262H246V264H252ZM255 262V261H254ZM257 263V261H256ZM244 264V263H242ZM258 264V263H257Z\"/></svg>", "mask_w": 264, "mask_h": 264}, {"label": "crops", "instance_id": "3", "mask_svg": "<svg viewBox=\"0 0 264 264\" xmlns=\"http://www.w3.org/2000/svg\"><path fill=\"white\" fill-rule=\"evenodd\" d=\"M64 84L67 87L66 90L60 89L59 101L61 102L63 100L62 98L66 93L76 95L79 104L75 107H71L70 112L78 113V110H80V114H78L82 118L85 129L88 128V124L92 121L103 94L101 86L99 87L96 84L95 70L88 64H79L71 69L70 76L65 78L62 76L60 77L61 87H63ZM51 107L52 105L45 106L47 109ZM61 112L68 111L62 109L60 113ZM60 139L65 140V138H60L59 136V140ZM121 159L126 164L122 156ZM74 175L76 178H73V181L77 182L84 181V176H92L93 181H106V178L100 179L96 177L95 174L82 173ZM117 180L120 182V178ZM79 185L83 186L84 184L79 183ZM85 185L89 187L87 184ZM91 190L93 191V189ZM89 194V203L96 202L97 198L101 196L99 192L95 194L88 193L86 195L88 196ZM92 197L94 200H92ZM148 197H154L152 202L148 200ZM163 197L165 198L167 196L156 194V190L151 187L143 189H119L118 194H111V197H109L113 203L103 202V206L92 204V207L89 205L90 207L85 208V210L71 211L73 213H91L90 219H86L85 222H90L95 225L96 228L92 227L91 231L93 230L94 232L95 229H101L103 232L102 236L105 234L102 239L103 241L100 240V242L97 243L99 239L102 238V236H99L98 239L92 242L95 247L91 250L90 256L83 255L79 258L76 257L74 264H201L187 258H172L169 254H159L151 249H137L132 251L127 248L128 245H188L207 243L206 241H197L196 233L187 230L190 228L189 225H179V221H177L180 212L179 206L168 204L167 202H171V200L163 199ZM111 205H113V207H111ZM188 206H186V208H188ZM63 211L68 213L69 210ZM182 212L193 214L195 211L186 209ZM98 219H102L103 221L108 220L106 226L99 227ZM77 224H79V222ZM77 224H75L74 227H76ZM74 227L70 226L71 229H69L73 230ZM181 228L184 229L183 232H180ZM203 235V237H205L206 233ZM71 236L73 237V235ZM68 238L70 239L71 237L69 236ZM97 244H101V246ZM101 250H103V253L95 258L96 254L100 253ZM174 250H176V248ZM252 259L254 260V258ZM257 259L259 260V258H256V260ZM0 264L34 263L9 256L0 261Z\"/></svg>", "mask_w": 264, "mask_h": 264}, {"label": "built area", "instance_id": "4", "mask_svg": "<svg viewBox=\"0 0 264 264\" xmlns=\"http://www.w3.org/2000/svg\"><path fill=\"white\" fill-rule=\"evenodd\" d=\"M171 76V69L159 64L150 67L146 80L120 71L111 72L91 121L89 133L93 139L111 148L113 159H119L124 153L141 155L145 151L155 116L140 106L143 89L149 84L153 88L154 99L160 98L165 93ZM15 97L14 109L19 113L24 112L29 104L27 92L18 87ZM154 109L158 110L157 103H154ZM33 116L37 117L38 113L34 112ZM57 117L68 119L70 114L61 112ZM49 119L55 121L51 114ZM170 152L166 146L160 148L163 156Z\"/></svg>", "mask_w": 264, "mask_h": 264}]
</instances>
